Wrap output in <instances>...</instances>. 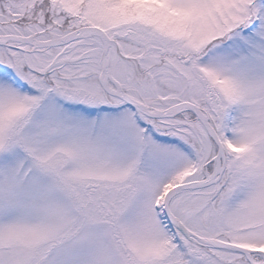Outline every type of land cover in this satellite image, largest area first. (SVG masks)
Segmentation results:
<instances>
[{"label": "snow or ice", "instance_id": "1", "mask_svg": "<svg viewBox=\"0 0 264 264\" xmlns=\"http://www.w3.org/2000/svg\"><path fill=\"white\" fill-rule=\"evenodd\" d=\"M0 264H264V0H0Z\"/></svg>", "mask_w": 264, "mask_h": 264}]
</instances>
